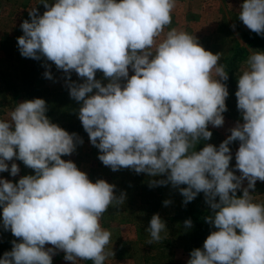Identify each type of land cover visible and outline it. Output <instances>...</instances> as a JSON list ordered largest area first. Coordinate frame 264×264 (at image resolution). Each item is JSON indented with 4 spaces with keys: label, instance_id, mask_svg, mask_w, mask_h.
I'll return each instance as SVG.
<instances>
[{
    "label": "clouds",
    "instance_id": "1",
    "mask_svg": "<svg viewBox=\"0 0 264 264\" xmlns=\"http://www.w3.org/2000/svg\"><path fill=\"white\" fill-rule=\"evenodd\" d=\"M40 4L43 14L32 8L30 21L20 25L19 52L44 58L66 74L98 159L114 172L166 176L150 180L149 186L170 183L184 205L204 194L211 209L204 219L215 230L202 248L191 251L187 264H264V203L254 202L250 192L257 181L264 182V51L249 55L237 77L243 122L218 147L205 143L197 150L212 137L209 125L224 124L229 76L219 63L221 53L206 50L193 34L176 28L165 33L176 0ZM238 19L264 36V0H243ZM73 71L82 83L71 81ZM97 71L107 84L96 79ZM44 75L52 79L50 71ZM47 110L44 99L34 98L17 103L7 119H0V173L9 171L7 161L14 159L35 173L15 183L0 178L2 226L19 241H12L0 264H52L58 251L72 264H105L114 253L105 251L112 233L101 220L110 207L122 206L126 195L117 196L116 186L104 179L92 182L73 161L62 159L83 140L53 123ZM234 141L239 147L235 170H230ZM19 172L13 162L10 175ZM183 225L193 226L191 219ZM166 230V222L154 214L147 243L160 242Z\"/></svg>",
    "mask_w": 264,
    "mask_h": 264
},
{
    "label": "rangeland",
    "instance_id": "2",
    "mask_svg": "<svg viewBox=\"0 0 264 264\" xmlns=\"http://www.w3.org/2000/svg\"><path fill=\"white\" fill-rule=\"evenodd\" d=\"M52 2L54 0H50V3ZM40 3L41 0H0V119H7L10 111L19 102L34 98L44 99L48 109L46 115L49 119L69 133H76L83 140L82 144L77 143L76 151L72 155L64 156L62 159L73 161L81 171L87 173L92 182L104 179L115 185L117 196L122 192L125 193L124 204L119 208L110 207L101 220L102 226L112 233L111 242L105 251L114 253V255H108L105 264H187L190 253L195 247L189 242L191 228L185 229L183 225V222L187 220L185 217H187L189 208L184 205V197L180 194L179 189L173 188L170 183L149 186L150 180L166 179V176L149 177L145 173L137 174L131 169L114 172L105 166L98 159L99 150L90 143L88 134L78 118L79 103L69 95L67 77L63 70L57 69L54 63L46 61L44 58L34 60L21 56L17 45V37L23 35L20 25L26 19L30 21L29 10L32 8L36 7L38 13L43 14L46 9ZM178 3L176 1V4ZM214 3V0L203 2L196 0L195 4H187L185 10L193 9L195 12L193 21L199 22L197 27L202 31L206 29L209 32L218 29L221 13L224 11V14H228L232 20L234 27L230 26L231 31L240 35L239 39L233 40V50L237 46L244 47L247 56H244V61H235L228 69L233 53L228 51V47L224 49L222 44L218 45L221 50L217 52L221 53L219 63L224 65L228 75L231 76L225 81L229 91V96L226 99L227 111L223 113V126L209 125L212 137L208 141H201L197 145V150L201 149L205 143H211L218 147L231 134L230 130L236 126L237 122H243L241 113L237 109L235 96L237 77L241 74V69L247 67L245 61L249 55L256 50L264 51L262 48L248 46L247 42L243 40V36L252 33L238 19L243 0H217V3ZM180 25L181 22L173 28L177 29ZM179 29L185 30L183 26ZM216 42L219 44L218 40ZM45 64L50 67L46 68ZM46 71L51 72L52 79L45 77ZM132 74L134 73L130 69L129 75ZM96 79L101 80L104 84L108 82L103 77V73L99 71L96 73ZM71 81L83 82L74 71L71 73ZM229 147L233 157L230 162V170H235V153L238 150L239 141L232 142ZM13 162L17 163L20 168V172L15 177L10 175V167ZM7 163L9 171L0 173V178L15 183L22 176L35 174L34 170L26 167L22 161L14 159ZM236 174L240 175L239 171H236ZM246 186L247 181L245 180L242 187ZM180 187H185V185ZM250 192L254 202L264 203V182L257 181L255 189ZM237 195H242V190H238ZM165 200H170L171 203L164 206ZM194 200L199 203L198 209L200 208L204 213V217L211 214V209L205 202L203 193L198 194ZM157 213L166 222L167 230L161 233L162 240L160 242L148 244L151 237L146 229L149 227L151 217ZM213 230L215 229L210 225L206 238ZM13 240H17V238L10 231L3 229L2 209H0V257L6 251L11 250ZM17 242L19 241L17 240ZM46 247H51V245H46ZM52 264H72V262L66 261L64 253L58 251L53 256ZM76 264H84V261L77 260Z\"/></svg>",
    "mask_w": 264,
    "mask_h": 264
},
{
    "label": "crops",
    "instance_id": "3",
    "mask_svg": "<svg viewBox=\"0 0 264 264\" xmlns=\"http://www.w3.org/2000/svg\"><path fill=\"white\" fill-rule=\"evenodd\" d=\"M179 2L176 4V7L172 13V23L169 25L165 32L176 26L179 22H181V25L178 26V30L180 27H184L185 30L189 34H193L197 39L198 42L206 49L211 51L212 53L216 54L217 52L221 51L219 49L218 45H223L224 49H227L232 54L234 52L233 50V40L239 39V34L234 33L231 31L230 26H232V20L228 17V14L221 13V20L220 24L218 25V29H214L212 32L208 30L202 31L197 26L199 25L198 21H193L194 16V10L190 9V11L185 10V6L195 4L196 0H176ZM207 1V0H202ZM212 1V0H211ZM215 3H217V0H214ZM214 3V4H215ZM222 4V2H220ZM201 10V9H200ZM228 18V20H227ZM233 27V26H232ZM218 43L217 44V40ZM244 43V42H243ZM226 46V47H225ZM231 57V56H230Z\"/></svg>",
    "mask_w": 264,
    "mask_h": 264
},
{
    "label": "trees",
    "instance_id": "4",
    "mask_svg": "<svg viewBox=\"0 0 264 264\" xmlns=\"http://www.w3.org/2000/svg\"><path fill=\"white\" fill-rule=\"evenodd\" d=\"M243 40L247 42V45L250 47H257L264 49V36L258 35L252 32L249 35L243 36ZM247 56V51L244 47H238L234 50L233 56L231 57V62L228 66V69L231 68L235 61H244V56ZM231 78L230 74L228 75ZM186 187V185H185ZM188 211L187 217L185 219H191L193 226L191 227V233L189 236V242L192 246L196 248H202L206 235L209 231V226L205 222L204 213L200 210L199 203H196L195 200L187 203ZM190 259V257H189ZM84 264H92L91 261H84Z\"/></svg>",
    "mask_w": 264,
    "mask_h": 264
}]
</instances>
